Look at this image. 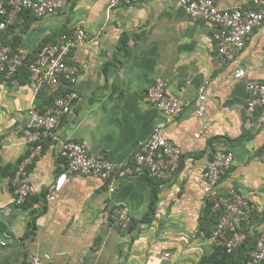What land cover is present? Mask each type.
<instances>
[{
    "label": "crops",
    "instance_id": "0c3cea01",
    "mask_svg": "<svg viewBox=\"0 0 264 264\" xmlns=\"http://www.w3.org/2000/svg\"><path fill=\"white\" fill-rule=\"evenodd\" d=\"M217 1L223 8L253 6V0ZM110 2L69 0L64 10L43 18L20 15L7 29L6 40L33 56L45 39H59L63 30L82 26L88 36L68 56L77 69L80 96L60 121L58 138L44 142L41 155L21 175L36 188L23 204L14 201V190L18 167L30 152L28 110H46L56 88L36 92L21 71L20 84L0 86V237L6 240L0 264H27L30 255H39L41 264H198L214 251L201 229L207 198L201 173L219 147L231 149L234 161L217 191L236 188L255 204L243 224L247 239L264 232V107L252 114L246 104L247 82L264 81V21L243 50L223 61L214 39L217 26L190 18L182 0ZM239 68L245 69L244 77L235 76ZM158 80L184 104L171 121L145 98ZM201 87L207 96L204 116L196 112ZM159 122H167L163 134L182 149L174 180L104 181L75 173L54 199L42 198L65 169L59 154L63 141L87 140L94 154L122 163ZM154 188L156 212L145 222ZM118 203L130 209L127 229L111 222ZM167 251L171 256L165 258Z\"/></svg>",
    "mask_w": 264,
    "mask_h": 264
},
{
    "label": "built area",
    "instance_id": "2783aa9c",
    "mask_svg": "<svg viewBox=\"0 0 264 264\" xmlns=\"http://www.w3.org/2000/svg\"><path fill=\"white\" fill-rule=\"evenodd\" d=\"M144 1L146 0H111L110 5L116 6L120 3L131 5ZM68 3L69 0H3L0 3V86L9 83L20 84L17 74L29 59L28 50L5 42L3 33L15 25L19 16L26 10H30L37 18H43L64 10ZM182 4L190 18L204 20L217 26L214 39L217 54L223 61L233 58L243 50L253 30L264 21V0H253V6L249 8H223L219 6L217 0H182ZM87 36L84 27L76 26L72 33H64L57 41L45 43L36 58L27 65L29 71L27 85L34 91L39 92L46 86L55 88L64 86L66 91L56 97L46 110L42 111L34 106L28 110L26 139L30 145V152L21 161L15 176L14 201L17 204H23L29 196L36 193L35 186L22 179L21 175L25 168L41 155L46 139L58 138L57 128L60 121L71 113L74 103L80 96L77 88V69L69 63L68 56ZM245 74L244 68H239L235 72L237 78L244 77ZM247 89V109L253 114L258 108L264 107V81L249 80ZM145 98L164 112L166 121H171L184 111L181 99L167 93L163 80H158L147 88ZM206 99L205 87H201L196 110L199 116L205 115ZM166 123H157L149 138L140 144L134 156L122 163H115L104 155L94 154L87 140L63 141L59 147V154L65 160V169L42 198L54 199L63 188L67 176L75 173L94 174L104 181L146 174L162 181L174 180L181 165L182 149L163 134ZM201 134L202 132H199L195 135L199 137ZM262 158L264 159V152ZM233 161L234 152L229 148L219 147L215 150L209 166L201 173V178L206 183V205L209 204L212 212L219 216L215 229L207 236L208 243L211 246H224L228 252H232L246 241L243 224L255 209V204L236 188H231L226 193H219L216 189ZM132 219L130 209L126 205L120 203L115 205L111 213V222L114 226L127 229ZM4 245L6 240L0 237V248ZM170 256V252H165V258ZM263 263L264 232H261L254 247L248 251L244 264ZM27 264H41V257L30 255Z\"/></svg>",
    "mask_w": 264,
    "mask_h": 264
},
{
    "label": "trees",
    "instance_id": "16d2710c",
    "mask_svg": "<svg viewBox=\"0 0 264 264\" xmlns=\"http://www.w3.org/2000/svg\"><path fill=\"white\" fill-rule=\"evenodd\" d=\"M25 13H31V11L30 10H26L21 15H23ZM7 32L8 31L6 30L3 33V39H4L5 42H8L6 40L7 39V37H6ZM64 33L70 34V33H72V31L63 30L60 33V37ZM57 40L58 39H53V40L52 39H45L41 43V45H40V47L38 49V52H39V50L41 49V47L45 43H47V42H55ZM8 43H11L15 47L18 46L16 43H12L11 41H9ZM38 52H37V54H38ZM37 54H36V56H37ZM36 56L35 55L33 56V55L29 54V59L27 60L26 64L23 65L22 68L20 69V71L24 74L25 79H28V77H29V71H28V66L27 65L29 64V62L34 60L36 58ZM19 72H18V74H19ZM55 90L56 91H55L54 96L51 97V101L52 102L56 99V97H58L59 95L63 94L66 91V88L64 86H60L59 88H56ZM260 108H263V107H260ZM48 140H50V139H46L44 142H47ZM214 141H215V139H213V142ZM237 141H239V139H237V140H226L225 142L226 143H234V142H237ZM143 176L148 178L151 182H157V181L158 182H163L162 180H159V179H157L155 177H151L148 174L143 175ZM154 189L155 190H154V193H153L152 202L150 204L149 213H148L147 217L144 219L145 222H150L152 220V217H153L154 213L156 212V201H157V198H158V188H154ZM31 196H29L28 198H31ZM28 198H27V200H28ZM218 219H219V216L217 214H215L214 212H212L210 205L209 204L206 205L203 217L201 219V229L205 230L207 235H210L211 232L215 229V227H216V225L218 223ZM259 234L260 233L257 234L256 238L258 237ZM256 238L254 240L246 239V241L242 245H240L238 248H236L232 252H228L226 250V248L224 246H221V245L213 246V248H214L213 253L211 255H209V256H203L199 260L198 264H244L245 261L247 260L248 251L251 250V248H253L254 245H255Z\"/></svg>",
    "mask_w": 264,
    "mask_h": 264
}]
</instances>
